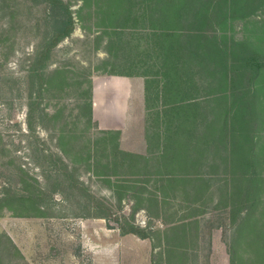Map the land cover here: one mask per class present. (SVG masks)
I'll return each instance as SVG.
<instances>
[{"label": "rangeland", "instance_id": "rangeland-1", "mask_svg": "<svg viewBox=\"0 0 264 264\" xmlns=\"http://www.w3.org/2000/svg\"><path fill=\"white\" fill-rule=\"evenodd\" d=\"M63 1L74 29L51 51L28 129L27 95L31 84L36 90L29 69L48 28L45 6L0 0V195L7 187L30 196L22 205L11 204L14 210L0 204V264H230L224 228L208 226L222 217V202L215 205L218 190L204 206L194 201L186 225L170 229L169 211L152 202L151 192H159L142 164L134 163L135 170L113 167L116 141L124 151L150 155L142 77L132 79L137 94L129 101L135 107L129 121L117 134L103 133L107 129L94 121L89 104L94 81L119 62L107 43L119 7L109 0ZM215 32L234 40L247 33L244 19L231 16ZM100 211L108 218L91 216ZM118 222L151 236L122 235ZM253 247L243 243L241 253Z\"/></svg>", "mask_w": 264, "mask_h": 264}, {"label": "trees", "instance_id": "trees-1", "mask_svg": "<svg viewBox=\"0 0 264 264\" xmlns=\"http://www.w3.org/2000/svg\"><path fill=\"white\" fill-rule=\"evenodd\" d=\"M29 1L45 6L48 24L29 69L36 81V90L31 84L27 95L32 129L29 116L35 99L43 96L48 58L75 22L63 0ZM109 2L119 7L107 42L119 62L110 74L143 78L151 149L149 156L131 153L116 141L113 167L142 164L143 174L155 179L159 192H151L152 202L169 211L170 229L186 225L194 201L204 206L218 190L215 205L222 202V217L208 226L224 228L230 264H264V0ZM229 16L244 19L247 33L239 40L215 32ZM91 107L90 102L89 114ZM44 193L39 189L36 196ZM28 199L23 188L2 187L1 206L14 210L11 204ZM178 212L182 214L174 217ZM108 215L100 211L91 216ZM117 227L122 235L151 236L132 223L118 222ZM243 243L253 245L252 251L241 253Z\"/></svg>", "mask_w": 264, "mask_h": 264}, {"label": "crops", "instance_id": "crops-1", "mask_svg": "<svg viewBox=\"0 0 264 264\" xmlns=\"http://www.w3.org/2000/svg\"><path fill=\"white\" fill-rule=\"evenodd\" d=\"M102 79L94 81L92 89V118L98 122L101 128L120 130L128 122L130 109L135 108L131 100L134 90L137 94L132 79L140 78L137 76H121L113 74H104ZM143 82V78H140ZM135 86V87H134ZM144 108V87L141 89ZM137 97V95H135ZM138 99V97L136 98ZM132 107H131V105ZM216 236L212 238L215 243ZM214 249V247H213Z\"/></svg>", "mask_w": 264, "mask_h": 264}]
</instances>
